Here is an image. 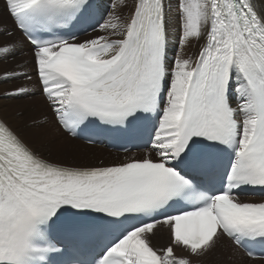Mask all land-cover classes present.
<instances>
[{
  "label": "snow or ice",
  "instance_id": "1",
  "mask_svg": "<svg viewBox=\"0 0 264 264\" xmlns=\"http://www.w3.org/2000/svg\"><path fill=\"white\" fill-rule=\"evenodd\" d=\"M6 5L66 132L139 121L153 133L142 158L77 166L39 155L0 119V264H201L225 239L264 242V202L240 199L264 190V0H134L127 19L110 14L97 25L107 35L83 41L68 26L92 0ZM172 24L180 47L203 41L195 58L169 57ZM13 51L0 43V57ZM66 214L93 222L61 226Z\"/></svg>",
  "mask_w": 264,
  "mask_h": 264
},
{
  "label": "bare ground",
  "instance_id": "2",
  "mask_svg": "<svg viewBox=\"0 0 264 264\" xmlns=\"http://www.w3.org/2000/svg\"><path fill=\"white\" fill-rule=\"evenodd\" d=\"M170 2L175 5L176 0H170ZM97 3L100 12L99 19L93 28L77 38L78 41H81L80 39L85 36L87 37V35L90 36V34L93 35V37L98 36L101 32L103 35H107V33L103 31L97 33L96 28L98 23H102L105 19L108 18L105 9L109 6V4H112V2L111 0H97ZM125 3H127L128 8L122 7V5H124ZM133 3L134 0H113L114 5L110 14H115L116 11H120L121 14H124L123 20H125L131 15V6ZM5 7H7L6 0H0V43L6 40L12 41L13 38L14 40L18 41V46L16 45V43H14L13 54L0 57V118L6 120L9 124H11L13 128L18 131L24 141L31 148L39 151L40 155L45 154L49 158L52 157L51 154L57 155L61 158H63L64 156H68L71 158V156L78 155L80 157H83L84 159H95V156H99L98 153L89 152L91 151V149L86 148L82 143V145L78 143L79 141L77 139V141L71 139V137L68 136L67 133H64L62 131L57 122L56 125H52L53 133H51V130L49 129V133L46 131L47 128L43 126L44 121L41 122V119L43 120L46 117L42 112V108H38L34 104V101L37 105H46L48 103L42 93H39L41 94V97L38 98L24 94H11L16 92L17 85H23L30 92H32L35 91L34 89L39 88V83L37 82V79L35 82V80H33V77H31V80L8 78L9 76H20L24 72H27L28 74L35 73L36 75V72L34 67V60L32 59L33 49L28 41L22 36L20 30L16 28L14 18L9 15V10L8 8L6 10ZM94 28L96 29L95 31H93ZM5 30H7V32ZM179 35L180 33L178 25H170L168 36L170 58L174 57L177 54L176 46H178L177 41H179V38L177 37H179ZM202 43L203 41L197 42L193 40L188 45L181 47L180 51L178 50L179 54L184 57L191 56L195 58L200 51V44ZM9 47H13V45H9ZM6 73L7 75H5ZM36 93L37 92L35 91V94ZM38 100H42L44 103ZM30 106L32 107L29 108ZM52 137L58 138L53 140L51 139ZM91 146L94 147L98 145ZM101 147L106 148L105 146ZM148 151L149 149L146 150L145 154ZM87 162L91 161L74 162L73 164H87ZM248 197H250V200L252 202H264V196L262 195ZM169 242V231L167 227L158 226V228L155 230V236L152 239L153 246L163 248L166 247ZM175 251L178 256L187 255V253L183 249H175ZM196 259L197 258H193L194 262ZM199 259L201 261V264H264V259L248 258L242 251V249H236V247L227 239L222 241L221 247L217 248L214 252L208 254L207 256Z\"/></svg>",
  "mask_w": 264,
  "mask_h": 264
},
{
  "label": "rangeland",
  "instance_id": "3",
  "mask_svg": "<svg viewBox=\"0 0 264 264\" xmlns=\"http://www.w3.org/2000/svg\"><path fill=\"white\" fill-rule=\"evenodd\" d=\"M5 1V0H4ZM111 2H112V4H109V6L108 7H106V14H107V17L110 15V13L112 12V8H113V0H111ZM5 9L7 10V7H5ZM9 13V12H8ZM115 15H118V16H120V18H121V20H123L124 19V14H121L120 13V11H116V13H115ZM104 22V21H103ZM102 22V23H103ZM97 30H96V32L97 33H99L101 30H99V28H98V26H97V28H96ZM95 32V33H96ZM99 35H103L102 34V32L99 34ZM93 37V35H91L90 34V36L89 35H87V37L85 36V37H83V38H81L80 40L81 41H83V40H85V39H89V38H92ZM177 38H179V37H177ZM12 41L14 42V43H16V45L18 46V41H16V40H14L13 38H12ZM177 45L178 46H176V48H177V53L180 51V49H181V47H180V45H179V41H177ZM179 50V51H178ZM32 59L34 60V57H32ZM29 76L30 77H33V80H35V82H36V75H35V73L34 74H29ZM34 89V88H33ZM37 93L35 94V91H32L34 94H32V95H30L31 97H41V94H39V93H41L40 92V90H39V88H36V89H34ZM44 96V95H43ZM38 101H40V102H42V103H44L42 100H38ZM34 104H35V106H37L38 108L39 107H41L42 108V112H43V114L45 115V119H41V122H43V126L45 127V128H47L46 129V131L49 133V131H48V129L49 130H51L50 132L51 133H53L52 132V130H53V127H52V125H56V119H55V116H54V114H53V112H52V109H51V107L49 106V104L47 103L46 105H42V104H36L35 103V101H34ZM32 106H30L29 108H31ZM58 124V123H57ZM51 125V126H50ZM59 126V125H58ZM60 127V126H59ZM64 132V131H63ZM65 133V132H64ZM69 136V135H68ZM56 138H58V137H52L51 139H56ZM70 138V137H69ZM72 139V138H71ZM73 140H76V139H73ZM77 141V140H76ZM79 142L78 143H82L83 144V142L82 141H80V140H78ZM81 144V145H82ZM68 145H70V144H68ZM84 147V146H83ZM87 148V147H86ZM33 149V148H32ZM93 149V150H92ZM36 153H38L39 155H40V152L39 151H37V150H35V149H33ZM89 152H93V153H98L99 154V156H95L96 158L95 159H92L91 160V162H87V164H73L74 162H83V160L82 159H84L83 157H80V156H78V155H76V156H71V158L70 157H68V156H64L63 158H61V157H59V156H57V155H53V154H51L52 155V157H48V156H46L45 154H43V155H41V156H43V157H45V158H47V159H49V160H52V161H60V162H67L68 164H73V165H77V166H80V165H82V166H97V165H100V164H107V163H115V162H119V161H123L125 158L123 157V155L122 154H120V153H117V152H111V151H109V150H107L106 148H104V147H101V146H94L93 148H91V151H89ZM130 154V153H129ZM126 155H128V153L126 154ZM145 155V153H143V154H141V156H144ZM129 158H132V157H127L126 158V160L127 159H129ZM69 159V160H68ZM71 162V163H70Z\"/></svg>",
  "mask_w": 264,
  "mask_h": 264
},
{
  "label": "trees",
  "instance_id": "4",
  "mask_svg": "<svg viewBox=\"0 0 264 264\" xmlns=\"http://www.w3.org/2000/svg\"><path fill=\"white\" fill-rule=\"evenodd\" d=\"M83 145H84L85 147H87L88 149L93 148V146H91V145H87V144H84V143H83ZM82 160H83V162H86V161H91L92 159H91V158H86V159H82Z\"/></svg>",
  "mask_w": 264,
  "mask_h": 264
}]
</instances>
